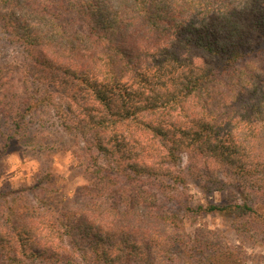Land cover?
<instances>
[{
    "label": "trees",
    "instance_id": "obj_1",
    "mask_svg": "<svg viewBox=\"0 0 264 264\" xmlns=\"http://www.w3.org/2000/svg\"><path fill=\"white\" fill-rule=\"evenodd\" d=\"M0 40L23 58L0 68L2 149L49 159L60 133L87 183L55 205L45 160L3 188L0 264H264L197 221L264 247V0H0ZM191 182L226 198L180 202Z\"/></svg>",
    "mask_w": 264,
    "mask_h": 264
},
{
    "label": "rangeland",
    "instance_id": "obj_2",
    "mask_svg": "<svg viewBox=\"0 0 264 264\" xmlns=\"http://www.w3.org/2000/svg\"><path fill=\"white\" fill-rule=\"evenodd\" d=\"M21 62H23L21 51L0 40V68ZM10 80L13 81V78H10ZM46 139H49V141H61L60 147L56 149L55 153L52 152L54 155L49 159L24 150L17 143H13L10 150L4 151L2 149L3 141L0 140V192L7 185L15 190L25 186H32L41 174L40 164L45 163L46 160L49 162L48 165L52 166L54 177L57 180L56 186L50 187L53 188V192L47 199L59 206L69 203L75 206L84 203V187L87 183L83 177L73 174L74 166H76L73 153L77 149L72 146L71 138H63L60 133H53L45 135L44 140ZM179 190L178 198L181 199L179 201L186 202L193 208L226 198L225 195L202 193L198 184L196 185L192 182L189 187H180ZM178 209H180L179 206L176 207V210ZM197 221L209 229L223 234L232 247L240 246L244 248L243 250L250 257L264 256V247L260 248L259 245H254L250 242L241 244L229 218L204 214ZM186 224L187 232L193 234L196 227L189 222Z\"/></svg>",
    "mask_w": 264,
    "mask_h": 264
}]
</instances>
